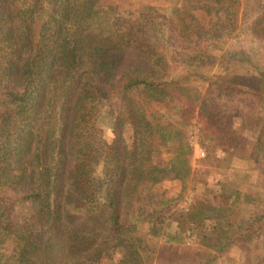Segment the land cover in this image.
<instances>
[{"label": "trees", "instance_id": "trees-1", "mask_svg": "<svg viewBox=\"0 0 264 264\" xmlns=\"http://www.w3.org/2000/svg\"><path fill=\"white\" fill-rule=\"evenodd\" d=\"M99 1L0 0V246L16 245L5 260L264 264V195L220 184L219 206L249 213L232 230L237 219H222L209 188L199 191L209 169L194 167L187 138L197 124L207 148L251 158L217 127L241 109L239 93L264 101L257 54L223 39L246 24L247 0H229L228 32L180 5L125 13ZM133 52L142 63L122 65ZM169 177L182 189L192 178L185 208H175L181 192L159 193ZM174 229L197 242L160 245Z\"/></svg>", "mask_w": 264, "mask_h": 264}, {"label": "rangeland", "instance_id": "rangeland-1", "mask_svg": "<svg viewBox=\"0 0 264 264\" xmlns=\"http://www.w3.org/2000/svg\"><path fill=\"white\" fill-rule=\"evenodd\" d=\"M186 1L189 0H100L99 2L104 6L117 5L116 10L125 13L145 5H154L158 8L180 5L181 7L183 6L182 8L187 13L190 12L193 16L196 15L198 20L202 21L205 25L218 22L217 24L220 26L226 22V13L231 7L228 5L229 0L227 3L219 0H191L188 3ZM247 3L249 18L245 21L246 24L241 25V32L233 39L235 33H238L239 28L237 27L234 29L233 34L224 35L223 39L226 45L233 48L236 53L241 52L240 48L247 47L253 55L257 54L256 59L264 66V0H247ZM258 17L260 22L256 25L255 21ZM233 20L234 15L231 14L225 23L227 32L232 30ZM120 63L122 65H134L142 63V59H139L138 53L133 52L132 55L125 56ZM245 65H247L246 62L242 61L237 71L243 72ZM116 72L114 71L113 77L116 76ZM261 91L264 94V89ZM241 94H238L241 98L239 102L241 109L238 108L239 110H237L240 111V116L236 114L237 111L233 112V114L229 113L232 116L220 120L217 127L223 132L222 135L225 140H228L230 135L233 136L236 141L235 143H238L239 151L250 154L251 158H245L244 160L242 158L240 160L234 158L233 160H229L224 157V151L220 147L207 148L209 142L203 140L202 131L197 124H192L187 131V138L193 151L194 167L201 170L204 168L209 169L205 174H201L204 179L203 182L207 180L208 184H201L199 191L204 189V192H206V187L209 188L208 193L214 195V211L222 219L227 220L230 217L237 219V222L232 227L234 231L243 230L249 222L248 218H246L249 215L246 210L247 206L243 205L241 211H228L226 207L219 206L223 195L216 191V189L220 187V184L223 185L232 180L233 184L238 185L244 192L248 191L254 194V196L258 195L260 197L264 195V147H262L264 146V101L256 105L251 99L248 100V97L251 98L248 93L244 97H241ZM127 132H130V129H127ZM189 133H191V136H189ZM202 151H204L203 155ZM206 155H209L213 160L202 161L201 159L206 157ZM191 182L192 178L189 179L184 189H182V182L180 180L169 177L157 189L159 193H163L166 196H178L181 192L180 197L178 196L176 200L175 208H185L195 193ZM174 230L172 233L175 234V237L172 236V238L170 236L165 238L162 234L157 235L156 239L158 243L160 245L161 243L167 245H192L197 242L194 235L191 234L190 239H187L188 234L179 235V230ZM2 252H5V254L0 255V264H9V261L5 259L13 257L16 252V245L8 242L6 245L0 246V254ZM229 263L230 261L227 259V256L217 257L215 261V264ZM149 264L157 263L151 261Z\"/></svg>", "mask_w": 264, "mask_h": 264}, {"label": "built area", "instance_id": "built-area-1", "mask_svg": "<svg viewBox=\"0 0 264 264\" xmlns=\"http://www.w3.org/2000/svg\"><path fill=\"white\" fill-rule=\"evenodd\" d=\"M189 136H191V133H189ZM203 154H204V151H202V155H203ZM160 234L164 235L165 238H168V236H167V234H166V231H164L163 233H160ZM190 235H191V234H188V235H187V239H190Z\"/></svg>", "mask_w": 264, "mask_h": 264}]
</instances>
